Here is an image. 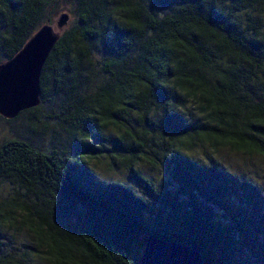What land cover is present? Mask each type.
Listing matches in <instances>:
<instances>
[{"label":"trees","instance_id":"1","mask_svg":"<svg viewBox=\"0 0 264 264\" xmlns=\"http://www.w3.org/2000/svg\"><path fill=\"white\" fill-rule=\"evenodd\" d=\"M49 3L0 0V64ZM77 4L39 76L67 149L0 146V264H132L145 234L203 264H264L261 182L211 156L264 159V0ZM93 62L105 78L87 92ZM97 163L125 177L102 179Z\"/></svg>","mask_w":264,"mask_h":264},{"label":"water","instance_id":"2","mask_svg":"<svg viewBox=\"0 0 264 264\" xmlns=\"http://www.w3.org/2000/svg\"><path fill=\"white\" fill-rule=\"evenodd\" d=\"M68 17L60 14L55 30L40 26L9 60L0 64V117L11 120L39 103V76L44 61L66 27ZM142 249L132 264H203L198 253L149 234L140 237Z\"/></svg>","mask_w":264,"mask_h":264},{"label":"rangeland","instance_id":"3","mask_svg":"<svg viewBox=\"0 0 264 264\" xmlns=\"http://www.w3.org/2000/svg\"><path fill=\"white\" fill-rule=\"evenodd\" d=\"M47 5L46 10L49 13L42 19L40 26L48 24L55 30V21L60 14H66L68 17L66 30L71 26L79 24L81 12L78 7V0H59L53 3V0ZM52 2V3H51ZM49 6V8H48ZM104 75L99 71V65L93 62L92 69L88 72V82L82 81V85L87 89V92H93L103 81ZM54 102L39 103L38 110L33 114L36 119H30L27 113L22 112L12 120H5L0 117V146L8 139L15 138L23 140L40 149H67L65 142L66 128L55 116L58 115V106L53 105ZM63 106L65 104L63 103ZM201 157L199 152L194 153ZM223 167L237 176H247L248 178H256L261 182L264 191V159L256 157H246L237 154H232L227 151H220L215 155H211ZM95 174L100 175L102 179H122L125 177L121 170L116 173L107 172L102 163H97L92 166ZM14 243L19 249L18 242L30 243V239L25 233H14ZM35 264H47L44 261Z\"/></svg>","mask_w":264,"mask_h":264},{"label":"clouds","instance_id":"4","mask_svg":"<svg viewBox=\"0 0 264 264\" xmlns=\"http://www.w3.org/2000/svg\"><path fill=\"white\" fill-rule=\"evenodd\" d=\"M127 11V9H116V12H119V11ZM124 23H127V24H131L133 26H136V22L135 21H132V20H128V21H124Z\"/></svg>","mask_w":264,"mask_h":264}]
</instances>
